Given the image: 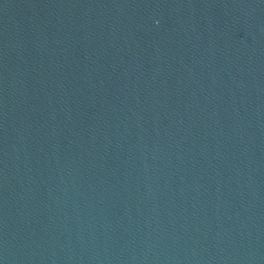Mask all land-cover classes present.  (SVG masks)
<instances>
[{
  "label": "water",
  "instance_id": "1",
  "mask_svg": "<svg viewBox=\"0 0 264 264\" xmlns=\"http://www.w3.org/2000/svg\"><path fill=\"white\" fill-rule=\"evenodd\" d=\"M0 264H264V0H0Z\"/></svg>",
  "mask_w": 264,
  "mask_h": 264
}]
</instances>
